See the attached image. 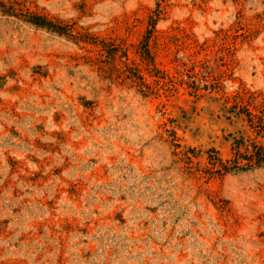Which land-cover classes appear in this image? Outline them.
<instances>
[{
    "label": "rangeland",
    "instance_id": "obj_1",
    "mask_svg": "<svg viewBox=\"0 0 264 264\" xmlns=\"http://www.w3.org/2000/svg\"><path fill=\"white\" fill-rule=\"evenodd\" d=\"M0 1V264H264V0Z\"/></svg>",
    "mask_w": 264,
    "mask_h": 264
},
{
    "label": "trees",
    "instance_id": "obj_2",
    "mask_svg": "<svg viewBox=\"0 0 264 264\" xmlns=\"http://www.w3.org/2000/svg\"><path fill=\"white\" fill-rule=\"evenodd\" d=\"M19 6V5H18ZM17 11L19 13H17ZM0 13L4 16H14V17H22L25 22L42 29H46L50 32H58V28L55 23L49 20L47 17L43 15H39L30 11L28 8L18 9L16 10L12 6H6L3 2L0 1ZM253 119L249 116V122L253 125ZM244 147L246 152L249 151V147L251 150L249 154L242 155L240 154V149ZM234 157L231 160H228L225 164L220 162L222 171L228 173L232 171H245L254 167H264V147L257 146L255 144H250L249 146H245L243 142H238L234 144L233 147ZM245 161V162H241ZM241 163H244L242 166Z\"/></svg>",
    "mask_w": 264,
    "mask_h": 264
}]
</instances>
